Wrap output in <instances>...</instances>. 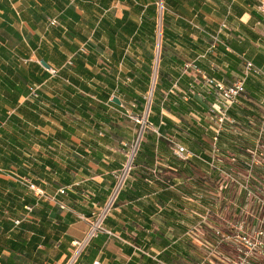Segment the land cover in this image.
I'll return each mask as SVG.
<instances>
[{
  "label": "crops",
  "instance_id": "obj_1",
  "mask_svg": "<svg viewBox=\"0 0 264 264\" xmlns=\"http://www.w3.org/2000/svg\"><path fill=\"white\" fill-rule=\"evenodd\" d=\"M154 3L0 0V166L29 176L48 195L65 189L57 194L63 209L0 175V264H64L70 243L87 228L81 217L108 196L123 163L122 143L136 133L126 113H140L151 88ZM165 5L149 113L154 130H145L105 220L116 236L99 234L74 264H195L199 253L189 239L211 233L192 227L216 192V174L204 161L217 135L209 111L216 99L204 76L230 85L245 60L263 71L246 79L228 111L218 134L223 151L253 144L264 115V23L256 0ZM52 18L57 23L49 26ZM216 34L222 43L213 46ZM174 143L192 156L179 157Z\"/></svg>",
  "mask_w": 264,
  "mask_h": 264
},
{
  "label": "built area",
  "instance_id": "obj_2",
  "mask_svg": "<svg viewBox=\"0 0 264 264\" xmlns=\"http://www.w3.org/2000/svg\"><path fill=\"white\" fill-rule=\"evenodd\" d=\"M256 2L259 14L258 24L264 23V0H256ZM154 4L155 11H157L155 26L158 42L152 67L151 88L144 97L145 103L142 111L136 114L126 113L135 124L136 133L128 142L122 143L123 163L114 174L115 181L108 196L89 215L81 217L84 222H87V228L82 238L74 239L70 243V255L64 264H74L89 243L99 234L106 233L109 236H116L106 227L105 220L114 210L116 201L130 178L145 130H154L149 113L158 75L163 20L164 16L169 13L165 8V0H155ZM56 23L57 20L52 18L49 26L56 25ZM225 27L226 25H222V28ZM212 39L213 46L222 43L217 34L212 36ZM192 67L195 68V66ZM243 68L241 77L232 81L230 85L204 76V84L213 92L216 99L209 111L216 119L217 135L213 138L208 159L204 160L216 174V192L213 193V204L203 206L199 222L192 227L193 230L198 228L200 230L204 225L211 233V237L189 239L199 253L195 264H264V115L255 125L256 135L253 144L248 145L241 153L225 152L218 144V134L223 130V124L230 120L228 111L245 92L246 79L263 73L262 69L257 68L250 60L244 61ZM48 71L54 75L57 73L54 68H49ZM30 90L32 95L36 96V90L33 87ZM173 151L183 159L192 156L191 152L178 143L173 144ZM0 175L12 176L21 186L31 191L36 199L45 198L65 209L64 205L57 200V194H65L64 188L59 189L56 195H48L27 175L8 173L1 166ZM32 208V205L25 206L28 211H32ZM14 223L18 224V221ZM156 261L158 264H168Z\"/></svg>",
  "mask_w": 264,
  "mask_h": 264
},
{
  "label": "rangeland",
  "instance_id": "obj_3",
  "mask_svg": "<svg viewBox=\"0 0 264 264\" xmlns=\"http://www.w3.org/2000/svg\"><path fill=\"white\" fill-rule=\"evenodd\" d=\"M165 8H167L166 5H165ZM154 11H155V4H154ZM154 13H155V17H156L157 16V11H155ZM166 15L164 16V18L166 17ZM161 44H162V41H161Z\"/></svg>",
  "mask_w": 264,
  "mask_h": 264
},
{
  "label": "water",
  "instance_id": "obj_4",
  "mask_svg": "<svg viewBox=\"0 0 264 264\" xmlns=\"http://www.w3.org/2000/svg\"><path fill=\"white\" fill-rule=\"evenodd\" d=\"M47 68H48V66L44 63V62H42ZM116 101V100H115Z\"/></svg>",
  "mask_w": 264,
  "mask_h": 264
}]
</instances>
